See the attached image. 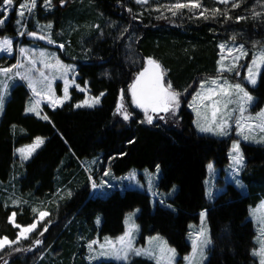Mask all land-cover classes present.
<instances>
[{
  "label": "trees",
  "instance_id": "trees-1",
  "mask_svg": "<svg viewBox=\"0 0 264 264\" xmlns=\"http://www.w3.org/2000/svg\"><path fill=\"white\" fill-rule=\"evenodd\" d=\"M257 1L245 0L240 8L230 12L233 20L227 23L222 17L219 22L188 18L184 22L157 20L149 15L141 16V7L134 0H67L64 8H57L55 13L46 16V19L52 18L55 31L66 22L79 26L81 30L84 26L93 30L86 35L85 44L74 38H81L83 32L69 36L71 53L82 59L78 83L83 87L89 83L93 96L104 95L99 108L76 109L74 105L81 101L82 95L73 91L72 101L56 112L48 111L51 123H44L25 116L23 88L13 92L0 126V237L7 235L14 239L19 231L8 223L12 211L17 212V223L27 226L36 219L31 207L48 211L53 208L52 220L56 216L59 223L49 230L51 232L44 245L35 248L31 240L26 242L24 247L31 246L34 251L15 254L9 258V264L12 261L16 264H41V257L54 249H58L56 264L58 260L72 264L73 255L79 257L76 264H84L82 255L85 247L80 242L92 239L97 233V230L91 231V226L95 229L97 217L103 218L100 236L117 237L125 230V216L136 208L141 209L138 223L142 243L147 237L158 234L165 237L181 257L186 256L191 250L186 240L189 226L198 223L199 214L207 209L214 242L208 264H258L251 256L256 232L248 217L249 209L264 199V146L243 145L246 169L242 179L248 187V195H242L236 187L229 185L209 206L204 185L207 165L214 161L224 174L229 163L228 143L199 136L193 127V116L186 110L198 81L215 73L218 45L229 38L231 29L245 31L247 36L257 37L260 41L264 39V17L256 21L249 18L235 22L237 16H247ZM21 2L16 0L17 4ZM262 2L264 4V0ZM203 3L209 8L225 7L214 5L213 0H203ZM42 4L43 0H38V20L45 19L41 16ZM106 19H115L128 25L130 30H136L139 35L135 44L137 57L159 58L168 70L167 79L171 80L174 88L182 93L187 89L188 95L181 97L184 122L181 128L162 122L141 124V115L137 113L129 124L114 115L120 90L127 92L139 69L125 59V35L116 40L113 33L107 32L105 37L98 39L95 25L102 26V29ZM6 24L7 30H0V35L15 37L12 16ZM29 41L28 37L22 40L23 43ZM61 57L68 60L63 54ZM250 59L251 51L246 64ZM251 91L258 100L257 108L261 109L264 106V86L258 85ZM37 137L44 138L45 145L24 169L17 165L16 149L32 143ZM83 159L89 161L92 173L94 166L91 162L96 160L101 170L107 167L116 176L133 169L155 171L159 165L162 170L159 189L166 193L173 187L178 189L169 201L172 208L158 206L153 212L150 196L135 190L124 194L115 191L105 199L95 198L88 185L92 173L82 163ZM96 176L94 174V178ZM61 187L63 191L70 189L75 197L69 202L70 198L65 193V199H59L57 210L55 195ZM82 187L84 190L80 193ZM12 193L28 203L14 209L8 200L9 207L5 208L3 204ZM39 227L42 230V224ZM38 232L32 237H36ZM136 260L141 264H154Z\"/></svg>",
  "mask_w": 264,
  "mask_h": 264
},
{
  "label": "snow or ice",
  "instance_id": "snow-or-ice-1",
  "mask_svg": "<svg viewBox=\"0 0 264 264\" xmlns=\"http://www.w3.org/2000/svg\"><path fill=\"white\" fill-rule=\"evenodd\" d=\"M157 3L155 9L149 7V11L160 13L155 18L157 20H168L172 22L177 17L184 18L185 10H187L189 19L219 22L222 17L227 23L233 20L230 12L238 9L245 0H213V4L224 5V9L220 7L209 8L204 5L203 0H172L170 3L161 4L158 0H152ZM67 0H59V6L63 7ZM138 5L149 6L150 0H135ZM38 0H22L17 4L16 0H0V30H7L10 16L14 20V30L19 37L28 36L33 40L45 41L47 44H55L53 38V23L41 24L36 19ZM231 5V7H229ZM56 5L53 0H43V8L47 12L54 11ZM264 7V5H261ZM251 16H237L235 22L242 20L264 17V12L257 11L255 8L250 9ZM131 13L132 9L129 8ZM170 14V15H169ZM143 16V12L140 13ZM29 18L34 21V29L28 27ZM136 19L135 16L132 17ZM264 22V21H262ZM99 29V25H95ZM114 27V25H109ZM127 28L122 30V35L126 34ZM103 36L104 33L100 32ZM239 33L230 37V42L226 41L218 45L219 59L217 61V69L215 76L206 78L198 83V88L191 95V102L188 107L195 114L193 121L196 130L201 134H207L215 137L226 138L232 136L233 129L235 136L230 142L229 159L231 161L230 169L232 179L236 186L244 190L246 185L240 179V174L246 169V159L242 143H252L264 146V109L253 113L254 97L250 94L248 87L253 89L257 86H264V43L254 41L251 48L245 46L244 43L237 44V36ZM14 39L10 35L0 37V54H6V57H12L14 52ZM59 49H64L63 43L57 45ZM90 51V49H89ZM251 51V59L247 64L241 61L248 60ZM134 62V61H133ZM39 65V67H38ZM167 69L160 62L151 57L146 58V63L141 70L136 71L132 83L128 86L127 92L130 93V103L139 109L144 118L139 122L153 125L154 122H168L169 119H176L181 108L182 95H188L187 89L182 93L174 88L171 80L167 79ZM73 66L64 64L58 56L50 54L46 51H33L31 48L20 47L19 58L11 66H0V116H3L6 110V104L10 102V97L14 87L26 86L31 93L30 103L26 108V114H33L41 120L49 121V116L43 114L42 104H47L50 108H62L64 104L70 100L69 87L75 86L79 91L84 92L82 88L70 79L74 74ZM242 73H244L242 75ZM78 75V73H75ZM109 75V74H105ZM57 79L63 81V96L56 94L54 87ZM17 81L21 82L17 84ZM88 96L82 102L76 103V109L88 108L94 109L101 103V97ZM114 115L122 117L123 121H130L132 113L127 110L125 104V90L119 92V101L115 108ZM15 128V126H13ZM134 142V141H133ZM45 141L41 137H37L33 143L25 147L17 149L21 166L32 159L34 154L44 145ZM98 159V158H97ZM96 163V160L91 162ZM208 169L214 168L213 164H208ZM87 170V169H86ZM159 165L156 166V173L159 174ZM109 171L103 173L104 176L109 175ZM91 188L95 192L102 188L107 182L101 180L100 184L89 176ZM14 187V186H13ZM176 191L175 187L172 192ZM63 190H59L56 195L60 200L65 199V195H61ZM73 193L69 190L66 193L71 198ZM212 198V193H208ZM11 206L19 208L21 204H27L21 197H15V193L8 196L3 206ZM161 204L164 200L160 201ZM171 209L172 205H166ZM56 209H59V203H56ZM32 213L36 219L31 224L24 226L17 223V212L12 211L8 218V223L14 228L19 229L14 239H10L7 235L0 237V260L3 264H9V258L17 253L33 252L34 248L24 247L22 241L31 240V244L39 248L44 244V233L48 231L51 222L44 225L36 237H31L36 232L38 225L43 222L51 213L46 209L31 207ZM139 212V209H136ZM136 212L130 213L124 221L125 231L116 238L104 237L100 239H92L87 242V260L89 264H103V262H114V264H141L136 258L140 257L146 261H152L154 264H179L177 260V251L168 244V241L157 236H151L147 239L146 247H138L136 238L140 231V226L135 222ZM201 224L194 231L190 232L188 239L190 240V255L184 256L185 264H208V253L213 250V238L211 229L207 225L208 210L201 212ZM251 219L256 224L257 235L256 244L251 250V256L258 260V264H264V202H261L258 208H253L250 212ZM99 226L101 221L97 217L95 221ZM83 239V237H82ZM7 253L5 255V250ZM12 264H16L12 261ZM255 264V262H254Z\"/></svg>",
  "mask_w": 264,
  "mask_h": 264
},
{
  "label": "rangeland",
  "instance_id": "rangeland-1",
  "mask_svg": "<svg viewBox=\"0 0 264 264\" xmlns=\"http://www.w3.org/2000/svg\"><path fill=\"white\" fill-rule=\"evenodd\" d=\"M158 2L161 3V4L169 3L167 0H158ZM53 3L56 5L54 11L47 12L43 8V12L41 13V16L43 18H45V19L39 20V22L41 24H47L49 22L53 23L52 18L46 19V16L55 13L57 8H61L59 6V0H53ZM261 5H264L263 2H262V0H258L255 3V5L251 7V9L252 8H255L257 11L264 12L263 7H261ZM139 6L141 7V12H143V15H149L151 17H156L157 15L160 14V13H157L155 11H151V12L149 11V7L151 9H155L157 7V3L152 2V0H150V5L149 6H144V7H142L141 5H139ZM42 7H43V4H42ZM251 14L252 13L250 11V12L247 13V16L250 17ZM187 18H188V13H187V10H185L184 18L177 17L176 20H178L180 22L181 21L184 22L185 19H187ZM261 18H258V20L261 19ZM190 20H192V19H190ZM31 21H33V20H30V18H29V22L30 23L28 24V27H29L30 30H35L34 29V21L32 23H31ZM103 22H104L103 23L104 26H103L102 29H101L102 26H100L99 29H97L96 27L94 28V30L98 34L97 35L98 39H101V38L105 37V34L107 32L108 33H110V32L113 33V35L116 38V40L122 39L121 37L125 35L126 41H125V43H123V50H124L123 52H124L125 59H126V61L128 63L134 64L140 70L142 68L143 59L137 57V55L135 54V44H136V42L138 40V37H139L138 32L136 30H130L128 25H125L124 23H122L120 21H116L115 19H113V20H110V19L107 20L106 19V21L104 20ZM6 23H8V21ZM110 24L111 25H114V27H109ZM53 25H54V23H53ZM81 28H82V30L80 29L79 26L73 25V24H71V22H68V23L66 22L64 24V26L61 27L59 30L55 31L54 28L52 30V32H53V38L56 41V43L54 45H59L61 43H63L65 45V47H64V51L65 52H64L63 55H65L68 60H66L65 58L61 57L62 54H61V51L59 49L50 48L48 45H44V44H42L40 42L33 41V40H30L29 42L23 43L22 40H24V38L27 37V36L19 37L15 33L14 52H13V55H12V57H6V54H0V66H11L12 64H14L16 62V60L19 58V48L20 47L31 48V49H33V51H37V52L38 51H46V52H48L50 54H54V55L58 56L59 59L64 64L73 66L75 72H74V74L72 76H70V79L74 78L75 79V82L77 84H79L78 83V80L80 78V76H79V68H80V64H82V61H81L82 59H80V57H77V56L73 55L74 54L73 52L71 53V47H72L71 44H72V42L70 41L69 36L72 35V34L78 33V32H80V33L83 32V34H81L82 35L81 36L82 39L80 37H77V36L76 37L74 36V38L76 40H81V43H84L85 44L86 42H84V41L87 39L86 35L89 32L90 33L93 32V30L90 27L84 26V27H81ZM124 28H127L128 31H127L126 34H123L122 35V30ZM100 32H103L104 35L101 36L100 35ZM236 33H239V35L237 36L236 43L237 44L244 43L245 46L248 47L249 49L251 48V44L254 41H260V40L257 39V37H249V36H247V33L245 31H241L240 32V31H238L236 29H231L228 32L229 38L228 39H225L224 41H221L220 43H223V42H226V41L230 42L231 35L236 34ZM3 35H9V34H2V35H0V37H2ZM261 42L264 43V39ZM84 44H82V45H84ZM83 48L85 49V47H83ZM86 49L88 50V48H86ZM154 59H156L158 62H160L162 64V66L164 65L163 62L159 58H157V57L154 56ZM218 59H219V48H218ZM241 63L242 64H246V60L245 61H241ZM38 67H39V65H38ZM216 69H217V64H216ZM216 69H215V73L213 74V76H215V74H216ZM75 73H78V75H75ZM243 74L244 73H242V75ZM213 76L205 77V78L199 80L198 83L200 81L206 79V78H211ZM20 83L21 82L17 81V84H20ZM198 83L196 85V89L198 88ZM245 86L248 87V89L250 91V94H252L253 97H254V105H253L252 111H253V113H255V112H257V111L260 110L259 108H257L258 100H257V98L254 96V94L251 91L253 88L250 85H247V84ZM54 87L56 89V94L58 96H63V87H64L63 81L60 80V79H57L56 82H55ZM81 87L82 88H85V91L84 92L79 91L75 86H70L69 87L70 100L67 101L62 108H64L67 104H69L72 101V97H73V93L72 92L73 91H75V93L77 95H82L81 101H79L78 103L82 102L88 96H93L92 93H91V89H90L89 83H87L84 87L83 86H81ZM20 88H23V90H24L23 91L24 94H25V102H24V105H25V110H26L27 106L30 103V98H31V93L27 89L26 86L14 87V90L12 91L10 100L13 97V92L15 90H17V89H20ZM130 99H131L130 98V93L126 92L125 93V104H126L127 110L132 113V119L134 117H136L137 114L138 115H141V119H143L144 118L143 113L139 109H136L135 106L130 103ZM190 102H191V97H190L188 103H190ZM188 103H187V105H188ZM101 104H102V97H101V103H100V105H98L96 108H99L101 106ZM7 105H8V103L6 104V109H7ZM187 105H186V110L192 114L193 119L195 120V114L192 112V110ZM41 107L43 109V114H47L48 116H50L49 113H48V111L56 112L57 110L62 109V108H56L55 110H53L52 108H50L49 106H47V104H42ZM81 109H88V108H81ZM261 109H264V106ZM182 110H183V102L181 100V108H180V111H179V113L177 115V118L176 119H169L167 123H170L175 128H181L182 124L184 123L183 122ZM5 113H6V110H5ZM5 113H4L3 116H0V126H1V123H2V121L4 119ZM24 114H25V116L32 117V118L36 119L37 121H41V122H44V123H51L49 121L41 120L38 117L34 116L33 114H30V113L29 114H26V111H25ZM49 120H50V117H49ZM131 120L130 121H126V122L129 124L131 122ZM159 122L165 123L163 121H159ZM155 123H157V122H154V124ZM167 123H165V124H167ZM144 124L148 125L147 123H144ZM193 127H194L196 133L199 136L210 137V138H213V139H216V140H219V141H225L226 143H228V154H229V151H230V146H231L230 145V142H231V140L233 138L239 139V137H236L235 136V130L234 129H233L232 136H229V137H226V138H220V137H215V136H211V135L199 133L196 130L194 123H193ZM21 133H23V132H21ZM35 139H34V141H35ZM44 141H45V139H44ZM27 145H23V146H20V147H25ZM44 145H45V143H44ZM44 145L40 149L37 150V152L34 154V156H36V154L44 147ZM243 145L262 146V145L247 143V142L242 143V145H241L242 148H243ZM20 147H18V148H20ZM17 149H16V157L18 159L17 165L21 166V161H20V159L18 157ZM34 156L32 157V159L34 158ZM228 159H229V155H228ZM31 160L25 162L23 164V166H21V167H23L24 169H26V164L29 163ZM82 163L92 173V169L89 166V161H87L86 159H83L82 160ZM210 163L214 165V168L212 170H209L208 167H207V178H206L205 183H204V185H205V192H206V198H207V202H208L209 206L214 204V202L217 199V197L220 196L221 194H223L226 191V189H227V187L229 185H233L234 187H236L241 192L242 195H244V196L248 195V187H247V185L245 184V182L242 179V173L243 172L240 174V179L246 185V188L244 190L239 189L236 186L234 180L232 179V173H231V169H230V164H231L230 159H229V163L224 168V174H222L221 170L216 167L214 161H211L208 164H210ZM93 166H94L93 173L95 175H97V176H96V178H94V174L93 173H92L93 175L90 174V176L92 177V179L96 180V182L98 184H100L101 180L107 182L102 188H100V189H98V190H96L94 192L93 189L91 188V181L89 180L88 185L90 187V192H91V195H93V196L95 195V198L96 197H100V198L105 199L111 193H113L115 191H119L121 194H124L128 190H135V191H139V192L146 193V194H148L150 196L151 206H152V210L154 212L158 206L166 207V205L169 204V201L172 200L175 197V195L177 194V190H178L177 187H175L176 191L174 193L172 192V190L169 193H166V192H163V191H161L159 189V184H160V180H161V177H162V170H161L160 167H159L160 171H159V174L158 175L156 173V170L155 171H150L148 169H144V170L133 169L130 172H128V173H126L125 175H122V176H116L111 171L109 172V175L108 176H104L103 173L105 171H109V168L106 167L104 170H101L100 169V163H98L97 161H96L95 164H93ZM59 190H64V188L63 187L59 188L56 191V193ZM69 190L70 189L66 188L65 191L61 192V195H65V193H67ZM83 190H84L83 187L80 188L79 189L80 193H82ZM209 192L212 193V198L211 199L209 198V195H208ZM55 197H56L55 199H58L56 202H60L59 201V196L55 195ZM74 197H75V194L72 195V197L69 199L70 200L69 202H71ZM161 200H164V203L163 204L160 203ZM261 202H264V199H262ZM261 202L257 206L251 207L249 209V217H248V219L253 222L254 227H255L256 235H257L256 224L251 219L250 212H251V210L253 208H258L259 205L261 204ZM136 209H139V212H136ZM136 209H134L133 211L129 212L125 216V219L127 218V216L130 213L136 212V220H135V222L139 225V223H138V217L141 214V209L140 208H136ZM53 211H54L53 208H50L49 209V212L51 213V215L49 217H47L43 222H41L38 225L37 230H36V232L41 231L40 230L41 228L39 227V226H41V224H42V228H43L44 225H46L49 222H51V225L48 228V231L46 232L47 235L45 234L43 237H41V239H43V241H44V244L46 243L47 238H49L48 233L50 234V232H51L49 230L55 228L54 226H56L59 223L58 222L59 220H57L58 217H56V216H54V220H52L53 219V215H54V212ZM203 211H201V212H203ZM200 214H199V221H198V223H192V224H190L188 235H189L190 232L194 231L196 228H198L200 226V224H201V215ZM99 218H100V221H101L100 225L97 226L96 223H95V226H94L95 229H93L92 226H91V231L92 232H94V231L97 230V233L93 236L92 239H100L102 241L104 237H110V236H104V237H101L100 236L99 230H100V228L102 226L103 218L101 216ZM80 219H82V218H80ZM125 219H124V221H125ZM82 221H83V219H82ZM84 225H87V224L85 223ZM207 225L210 228V224H209L208 218H207ZM77 226L78 227L81 226L80 225V222L77 223ZM124 228H125V225H124ZM36 232H33L31 234V237ZM157 235H153V236H157ZM188 235H187V239L186 240H187V243L189 244V246L191 248L190 240L188 239ZM159 236L162 237L163 239L167 240L165 237H163L161 235H159ZM149 237H151V236H149ZM149 237L146 238V240H145L144 243H142L140 241V238H141V227H140L139 234L137 235V238H136V245L138 247H141V246L146 247L147 246V239ZM112 238H116V237H112ZM92 239H90V240H92ZM90 240H88V241H90ZM29 241H22V245L24 246L26 244V242H29ZM88 241L85 240L84 242L83 241L80 242V244L83 245V247H85V252L82 255V260H83L84 264H89V261L87 260V254L88 253H87V247H86V244H87ZM254 243H255V247L258 248V245L256 244V240H254ZM62 244H63V242L60 243L59 245H62ZM58 247H56V248H58ZM5 251H7V249ZM57 252H58V249H54L52 251H49L48 253H45L41 257V259H40V261L43 260L41 262V264H56V262H54V260L57 258L56 257L57 256ZM190 252H191V250H190ZM190 252L187 255H190ZM210 256H211V251L208 253V261L210 259ZM77 258H79V257L76 256V255H73V257H72V264H76L77 263ZM136 259H143V258L137 257ZM177 260H178L179 264H185V262L183 260V257H181L179 253L177 255ZM58 262L59 263H57V264H67V262H65V261L63 263H61L60 260H58ZM149 262H152V261H149ZM103 263H111V262L105 261ZM112 263H114V262H112ZM152 263H154V262H152ZM98 264H99V262H98Z\"/></svg>",
  "mask_w": 264,
  "mask_h": 264
},
{
  "label": "water",
  "instance_id": "water-1",
  "mask_svg": "<svg viewBox=\"0 0 264 264\" xmlns=\"http://www.w3.org/2000/svg\"><path fill=\"white\" fill-rule=\"evenodd\" d=\"M66 5H67V3H66L62 8H64ZM29 38H30V37H29ZM30 39L33 40L32 38H30ZM33 41H37V40H33ZM37 42H40V43H42V44H44V45H48L50 48L59 49V48L57 47V45L47 44L45 41H37ZM145 63H146V58L143 59V66L145 65Z\"/></svg>",
  "mask_w": 264,
  "mask_h": 264
},
{
  "label": "flooded vegetation",
  "instance_id": "flooded-vegetation-1",
  "mask_svg": "<svg viewBox=\"0 0 264 264\" xmlns=\"http://www.w3.org/2000/svg\"><path fill=\"white\" fill-rule=\"evenodd\" d=\"M27 37H28V36H27ZM28 38H29V37H28ZM60 51H61V54H63L62 52L64 51V49H60ZM141 69H142V68H141ZM141 69H140V70H141Z\"/></svg>",
  "mask_w": 264,
  "mask_h": 264
}]
</instances>
